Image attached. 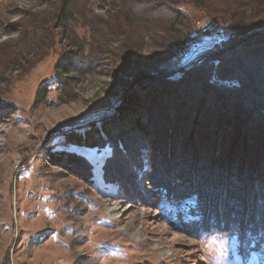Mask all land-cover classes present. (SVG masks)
<instances>
[{
    "label": "rangeland",
    "instance_id": "374dc122",
    "mask_svg": "<svg viewBox=\"0 0 264 264\" xmlns=\"http://www.w3.org/2000/svg\"><path fill=\"white\" fill-rule=\"evenodd\" d=\"M66 1L0 0V264H264V238L252 251L217 223L172 225L156 191L264 163V122L235 91L165 78L225 50V34L201 41L206 24H227L182 5L197 39L181 55L173 33L120 0ZM56 153L79 160L52 163Z\"/></svg>",
    "mask_w": 264,
    "mask_h": 264
},
{
    "label": "trees",
    "instance_id": "16d2710c",
    "mask_svg": "<svg viewBox=\"0 0 264 264\" xmlns=\"http://www.w3.org/2000/svg\"><path fill=\"white\" fill-rule=\"evenodd\" d=\"M61 1L67 5L66 0ZM120 1L125 10L133 13L138 20H153L166 31L173 33L175 37L171 45L181 55L197 39L196 36H192L191 24L183 13L182 5H192L195 9L201 10L207 18L226 23L225 42L228 47L225 50L200 59L190 69L166 75L165 78H169L171 82L177 79L185 80V84L188 80L189 83L201 87L200 92L205 86V89L209 87L206 89L207 92L223 94L224 97L226 92L235 91L237 94L235 100H238L242 107L246 104V110L252 114L250 118L260 127V123L264 122V0ZM118 14L121 16V11ZM125 20L127 21V18ZM69 72L67 70L65 73ZM188 75H191L193 80L190 81ZM138 76L140 81L147 82L151 79L147 73H141ZM131 97L137 99L138 92L134 90ZM45 99L46 92L42 87L37 93V100L43 103ZM246 114L248 113H243L242 116L246 117ZM263 131L264 129L261 130ZM226 136L227 132L222 135L220 141L225 140ZM49 158L52 163L60 165L75 163L79 160L77 156L65 153L51 154ZM258 165L256 167L251 163L244 164L243 178L242 176L241 178L233 177L234 175L231 174H218L219 172L213 170H207L208 172L201 170L202 173L196 175L193 180L175 181L173 184L159 180L158 183L156 182L159 187L156 191L162 197L163 204L165 203L164 216L172 225L180 224L189 229H194L195 225L201 227L205 224H207L206 228L210 229L213 228L214 223L220 224L221 229L217 227L218 234L226 236L234 232L235 235L231 236L235 242L250 241L249 249L258 251L257 248L262 247L261 240L264 238V228L261 229L259 225L264 218V185L262 184L264 163ZM251 173H258V177L261 179L263 177V180L257 178L253 180V183L248 184V177H253ZM240 179L246 184L240 182ZM244 185L246 187H243ZM247 193H257L255 201L251 200L249 203L245 196ZM230 197L236 200L234 201L236 207H231L227 202V200L233 201ZM243 202L254 208L255 217L250 216V211L243 206ZM256 218H258L257 221ZM238 250L240 256L245 252V249H242L244 252L240 251L241 248Z\"/></svg>",
    "mask_w": 264,
    "mask_h": 264
},
{
    "label": "built area",
    "instance_id": "2783aa9c",
    "mask_svg": "<svg viewBox=\"0 0 264 264\" xmlns=\"http://www.w3.org/2000/svg\"><path fill=\"white\" fill-rule=\"evenodd\" d=\"M205 31H207V34L205 35V38L202 39L201 44H210L211 41H216L218 40V37H220L221 34H225V29L223 26H221L217 22H211L208 23L204 26ZM197 47L194 46L192 48L191 52V58L189 59V62L194 61L197 56Z\"/></svg>",
    "mask_w": 264,
    "mask_h": 264
},
{
    "label": "bare ground",
    "instance_id": "6f19581e",
    "mask_svg": "<svg viewBox=\"0 0 264 264\" xmlns=\"http://www.w3.org/2000/svg\"><path fill=\"white\" fill-rule=\"evenodd\" d=\"M220 38H221V35H220V37H218V40H216V41H211V42H210V45L215 46V45L219 42ZM157 131H158V130H157Z\"/></svg>",
    "mask_w": 264,
    "mask_h": 264
}]
</instances>
